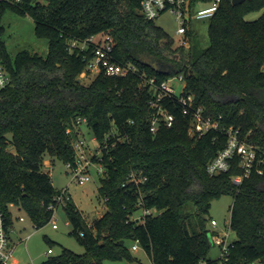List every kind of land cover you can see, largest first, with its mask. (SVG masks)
<instances>
[{
  "label": "trees",
  "instance_id": "1",
  "mask_svg": "<svg viewBox=\"0 0 264 264\" xmlns=\"http://www.w3.org/2000/svg\"><path fill=\"white\" fill-rule=\"evenodd\" d=\"M142 1L0 0V18L7 7L27 12L35 34L48 41L46 55L22 49L12 56L0 24V60L10 78L0 87L1 226L10 239L11 206L23 209L36 228L51 221L50 206L62 189L44 170V158L72 160L77 119L85 118L101 149L97 191L105 210L89 226L66 200L71 233L84 253L63 247L42 264L134 261L129 240L138 241L152 264H219V257H209L215 231L208 214L222 194L233 197L229 227L235 238L227 264H264V165L239 185L231 179L241 172L237 159L227 172L210 175L208 162L225 146L226 134L190 133L191 114H183L177 94L158 102L174 116L172 125L158 119L156 130L150 129L157 116L150 102L155 87L181 75L182 94L191 95L195 106L221 115L223 125L239 127L264 151V0H219L208 18V46L200 50L191 27L189 46L177 45L155 18L144 16ZM212 1L188 0L190 12ZM260 9L259 17L246 19ZM97 34L111 38L113 62L135 69L124 76L100 71L85 83L80 74L94 52L88 39ZM132 172L146 179L136 184ZM139 208L157 213L134 219Z\"/></svg>",
  "mask_w": 264,
  "mask_h": 264
},
{
  "label": "rangeland",
  "instance_id": "2",
  "mask_svg": "<svg viewBox=\"0 0 264 264\" xmlns=\"http://www.w3.org/2000/svg\"><path fill=\"white\" fill-rule=\"evenodd\" d=\"M43 1V0H41ZM208 4H199L191 13ZM263 9L254 10L246 14V19L253 20L259 17ZM157 25L161 26L175 41L180 38L177 33L179 20L173 10H166L155 18ZM208 22L209 19H192L187 22V30L191 27V31L195 36L194 48L200 50L208 46ZM0 24L3 27L2 37L6 47L11 55H15L19 50L29 49L39 54L46 55L48 52V41L45 37H39L35 34V22L31 15L27 12L19 13L18 11L7 7L0 18ZM190 40V39H189ZM176 43V42H175ZM187 48V47H186ZM95 77V73L88 72L85 76H81L85 83L90 82ZM175 87V93L180 94L183 83L178 80H172ZM79 134L84 137L91 149L97 146V140L93 137L86 122L81 123L78 129ZM100 165L94 163L90 167L91 179L85 184H78L71 179V176L65 169V162L58 158H52L46 155L44 158V170L51 175L52 183L57 189H65L70 194L71 200L82 213L89 226L99 217L105 210L102 200L98 197V186L102 173L98 171ZM233 197L230 194H222L215 198L209 209V218L217 221V226L212 228L215 231L210 239L211 248L209 257L212 259L220 255V247L214 244L216 234L229 232V239L235 238V232L229 227L230 207ZM13 223L10 228V243L13 246L12 254L7 264H42L49 256L58 255L62 248H68L75 253H84V246L79 243L77 238L71 233L72 226L68 221L63 204H60L54 213L53 218L47 224L40 228H36L28 214L17 206H11ZM143 210L139 208L133 215L134 219L141 220ZM56 223L57 228H53L52 224ZM135 241H127L131 254L136 258L134 261L119 259L106 261V264H152L150 257L146 254L141 246L137 249H131ZM51 252L48 253V250Z\"/></svg>",
  "mask_w": 264,
  "mask_h": 264
},
{
  "label": "built area",
  "instance_id": "3",
  "mask_svg": "<svg viewBox=\"0 0 264 264\" xmlns=\"http://www.w3.org/2000/svg\"><path fill=\"white\" fill-rule=\"evenodd\" d=\"M8 2H17L19 0H5ZM219 0H213L211 5L207 8L197 9L194 14L190 12L188 0H143L142 1V13L146 18H156L162 11L173 10L179 20V27L177 33L180 38L175 41L177 45L184 47L189 46V37L186 35L187 22L192 19H205L209 18L216 8L218 7ZM94 44V52L92 58L88 61L86 68L80 74L85 76L88 72L99 73L104 71L107 75H117L124 76L129 71L134 70V66L126 65L122 66L112 61L111 51H112V40L109 36L97 34L88 39ZM73 45H75L73 43ZM85 44L82 45L84 47ZM178 80L183 83V78L181 75L169 78L163 81L159 86L155 87V80L153 78L149 79V83L155 87L151 106L156 108L157 116L152 120L151 131H155L157 128L158 119H161L165 126H171L174 121V116L171 113L163 110L159 101L164 96L171 97L175 93V87L172 85V80ZM10 81L9 75L6 72L1 60H0V87L6 86ZM178 102L182 106L183 114H191V125L189 132L192 134L202 135L208 131H218L221 130L226 134V144L219 150L216 155L208 162L207 172L210 175L219 174L227 172L233 163L234 159H237V166L240 168L241 172L237 175H232V181L239 185L245 177H248L253 171L262 173L263 169L261 165H264V151L262 148L242 136L241 129L239 127H234L232 125L225 126L222 124V116H214L212 114H206L202 106H195L193 103V97L191 95H184L181 93L178 95ZM159 117V118H158ZM86 122L85 118L77 119V129L81 123ZM72 148L74 151V156L72 160L65 162V169L71 176V179L78 184H85L91 179L90 167L94 163L100 165L98 171L103 174L104 169L102 164L99 162V156L101 155V149L96 146L95 149H91L88 145L87 140L79 134L75 139L72 140ZM95 158V159H94ZM146 176L139 175L136 172L130 174V180L136 184L143 182ZM70 197L67 188L62 189L61 193L56 196L57 204L51 205L53 209V216L60 204H65L66 200ZM141 204V201L138 203ZM144 214H155L157 211L152 208H143ZM53 218V217H52ZM53 228H57V224H52ZM210 226L214 228L217 226V221L215 219L210 220ZM83 235V233H81ZM232 240L229 239V232L216 234L214 238V244L217 243L220 247V258L219 264H227L229 261V248ZM139 246L138 241L131 246V249H137ZM13 246L10 243V239L6 235L5 231L1 226L0 221V261L7 263L11 257ZM51 249L48 250V253ZM202 264H207L205 261ZM249 264H260L259 260H255Z\"/></svg>",
  "mask_w": 264,
  "mask_h": 264
},
{
  "label": "water",
  "instance_id": "4",
  "mask_svg": "<svg viewBox=\"0 0 264 264\" xmlns=\"http://www.w3.org/2000/svg\"><path fill=\"white\" fill-rule=\"evenodd\" d=\"M244 0H231L232 4L233 5H237V4H240L242 3ZM81 79L80 78H77V81H80ZM263 187H264V184H263ZM104 211V210H102ZM210 236V235H209ZM211 239V238H210Z\"/></svg>",
  "mask_w": 264,
  "mask_h": 264
}]
</instances>
